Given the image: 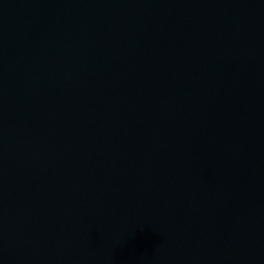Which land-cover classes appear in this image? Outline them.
I'll use <instances>...</instances> for the list:
<instances>
[{"label": "water", "instance_id": "water-1", "mask_svg": "<svg viewBox=\"0 0 264 264\" xmlns=\"http://www.w3.org/2000/svg\"><path fill=\"white\" fill-rule=\"evenodd\" d=\"M0 264H264V0H0Z\"/></svg>", "mask_w": 264, "mask_h": 264}]
</instances>
